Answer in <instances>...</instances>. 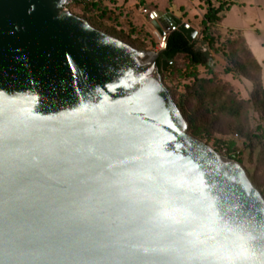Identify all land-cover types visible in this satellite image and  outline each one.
Wrapping results in <instances>:
<instances>
[{"label": "water", "instance_id": "1", "mask_svg": "<svg viewBox=\"0 0 264 264\" xmlns=\"http://www.w3.org/2000/svg\"><path fill=\"white\" fill-rule=\"evenodd\" d=\"M67 1L0 0V264H264V199L188 134L162 50Z\"/></svg>", "mask_w": 264, "mask_h": 264}, {"label": "trees", "instance_id": "2", "mask_svg": "<svg viewBox=\"0 0 264 264\" xmlns=\"http://www.w3.org/2000/svg\"><path fill=\"white\" fill-rule=\"evenodd\" d=\"M100 1L96 0L77 5L83 12L81 18L87 21L90 26L121 40L134 49L146 50L144 44L140 45L136 40L125 37L114 28H105L93 16L95 10L103 11L99 4ZM216 2L215 5L213 0H200V5L204 7L205 11L201 22L204 27L201 31V40L207 45L208 50L203 51L197 46V37L192 43H189L181 33L173 31L167 36L164 49L160 51L156 61L163 84L187 124L188 134L195 139L204 141L206 144L211 141V135L217 129L221 119L234 122L236 124L234 134L237 137H244L246 135L244 124L248 123L249 109L252 108L264 115L262 66L246 45L245 38L239 31L228 30V32H233L234 35L224 42L227 65L224 67L223 72L242 77L250 83L251 90L248 99L238 98L229 83L222 81L213 74L215 62L210 51L216 52L214 47L216 38L213 37L211 29L221 24L224 17L223 11L225 8L228 9L231 4L226 0H216ZM134 29L133 25L131 31H134ZM180 60L186 61L187 67L185 70H190L188 75L192 80L184 87L183 93L176 97L165 79L167 80L171 77V73L176 72V66ZM163 62L167 63L165 71H162ZM198 67L205 70L206 76L198 77L194 74L193 70ZM190 103L194 104L191 109L189 108ZM256 131H262V127L257 126ZM252 139H259L260 157L264 162V136L262 134L260 136L252 134ZM213 148L217 153H222L226 158L236 161L243 167L242 151L238 150L235 139L215 141ZM246 174L264 199V184L260 183L256 176L247 171Z\"/></svg>", "mask_w": 264, "mask_h": 264}, {"label": "rangeland", "instance_id": "3", "mask_svg": "<svg viewBox=\"0 0 264 264\" xmlns=\"http://www.w3.org/2000/svg\"><path fill=\"white\" fill-rule=\"evenodd\" d=\"M213 1L216 5V0ZM226 1L231 2V4L228 9H224L221 24L211 29L213 37L216 38L214 45L216 52L210 51L215 62L213 74L222 81L229 83L238 98L248 99L251 90L250 83L242 77L223 72L224 67L227 65L224 42L234 35L233 32H228V30L241 33L254 57L263 65L262 83L264 88V0ZM115 3V0H101L99 4L105 11L95 10L93 16L105 28H114L125 37L136 40L140 45L144 44L146 48L144 51L158 52L160 50L158 39L153 34L154 28L148 17L139 13L141 8L156 10L159 15L171 14L172 17L187 23L198 32L197 46L203 51L208 50L207 45L201 40V31L204 29L201 22L205 11L204 7L200 5V0H125L120 2V6H115ZM68 10L79 18L83 15L81 8L77 5L69 7ZM133 25L135 29L131 31ZM186 67V61L180 60L176 66V72L171 73V77L167 80L165 79L176 97L183 93L184 87L192 80L188 75L190 70H185ZM193 72L198 77L206 76V72L202 67L196 68ZM193 107L194 104L190 103L189 108ZM248 114V123L244 124V132L246 133L244 137H237L234 134V126L236 125L234 122L221 119L217 129L211 135V141L207 145L213 148L215 141L235 139L238 150L242 151L245 173L247 171L256 176L259 182L264 184V162L260 157L261 146L259 139H252V134L256 136L262 134L264 136V115L252 108L249 109ZM257 126L262 127V131H256ZM220 155L225 157L222 153Z\"/></svg>", "mask_w": 264, "mask_h": 264}, {"label": "built area", "instance_id": "4", "mask_svg": "<svg viewBox=\"0 0 264 264\" xmlns=\"http://www.w3.org/2000/svg\"><path fill=\"white\" fill-rule=\"evenodd\" d=\"M92 1H96V0H68L65 3V5H64V9L68 10L69 7H72L74 5H82V4H85V3H88V2H92ZM139 13L143 14V15H148L150 22H151L152 19H155V20L157 19V17L154 18L153 12H148L146 9H139ZM153 34L158 39L159 50H163L164 49V40H163V38L157 33V31L155 29L153 31Z\"/></svg>", "mask_w": 264, "mask_h": 264}, {"label": "crops", "instance_id": "5", "mask_svg": "<svg viewBox=\"0 0 264 264\" xmlns=\"http://www.w3.org/2000/svg\"><path fill=\"white\" fill-rule=\"evenodd\" d=\"M125 0H115V6H120L121 5V3L120 2H124ZM214 2V1H213ZM141 9H146L148 12H153V14L154 13H156L157 14V18L159 19V18H163V17H165L166 19L167 18H171L172 20L174 19V17H172V15L171 14H167V13H165V14H162V15H159V13H157V11L156 10H151V9H149V8H141ZM147 17H148V19H149V16L148 15H146ZM150 21V20H149ZM260 65L261 66H263L261 63H260ZM262 72H263V68H262Z\"/></svg>", "mask_w": 264, "mask_h": 264}, {"label": "flooded vegetation", "instance_id": "6", "mask_svg": "<svg viewBox=\"0 0 264 264\" xmlns=\"http://www.w3.org/2000/svg\"><path fill=\"white\" fill-rule=\"evenodd\" d=\"M168 22H169V23H172V19H171V18H168Z\"/></svg>", "mask_w": 264, "mask_h": 264}, {"label": "bare ground", "instance_id": "7", "mask_svg": "<svg viewBox=\"0 0 264 264\" xmlns=\"http://www.w3.org/2000/svg\"><path fill=\"white\" fill-rule=\"evenodd\" d=\"M172 22H174V20H172Z\"/></svg>", "mask_w": 264, "mask_h": 264}]
</instances>
